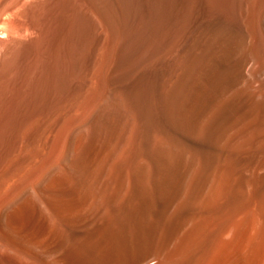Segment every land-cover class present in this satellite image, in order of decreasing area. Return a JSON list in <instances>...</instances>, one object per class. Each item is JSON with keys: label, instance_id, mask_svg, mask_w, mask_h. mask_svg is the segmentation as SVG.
Here are the masks:
<instances>
[{"label": "rangeland", "instance_id": "374dc122", "mask_svg": "<svg viewBox=\"0 0 264 264\" xmlns=\"http://www.w3.org/2000/svg\"><path fill=\"white\" fill-rule=\"evenodd\" d=\"M16 1L20 3L16 4ZM55 1L56 0L45 1L43 5L44 11L41 13L42 17L40 16L39 20L40 26L45 27L47 25L53 13L51 8L53 9L54 6H51L54 5ZM95 1L104 9L110 22L115 27H118L125 35L126 41H128L126 44L128 47L130 46L129 48L134 49L133 52L135 56L133 57H136L143 49V52L145 51L146 53V55H144L145 58L138 63L131 58V63L129 62L124 71H121V66L119 67L120 70L114 65L109 67L110 70L108 68V73H111L112 77H109L110 80L108 79L109 81L104 85V91H107L106 93L103 92L105 95L103 94L104 97L100 104L103 103L102 105H104V102L105 104H109V112L103 115V106L100 107L99 105L100 110L95 114L96 116L93 117L91 125H95L98 119L99 122L87 135L89 139L87 140L88 147L86 145L82 150H79L76 156L78 165L77 172L82 176L79 175V178H74L73 181L77 183L75 184L72 181L69 184L71 186L59 185L60 187L55 183L53 188L55 186L58 188H54L52 196L48 197L46 200L45 198H41L39 201V197L34 196L30 199L32 201L30 205L27 203V200L25 202L20 200L15 205H11L9 209L10 213H8V222L10 232L12 230L14 231H12L13 233H9V236H12L15 241L8 240V242L10 241L7 244L8 248L4 247L8 250H1L2 252L8 253H4L5 256L2 253V258H4L0 261L2 264H86L87 262V264H123V261H125L124 264H131L134 260V253L142 249L147 243L148 246H151L157 242L163 231L161 229L164 228V225L160 228L159 225L163 220L162 215L167 205L169 188L168 183L165 182L167 181L166 171L163 167L162 170H158L159 167L162 166V162L158 160L159 149L162 145H170L177 149H184L189 154L191 153V155L192 153L201 154L200 157L205 160L206 158L212 160L224 159L226 154L223 153L226 152L222 151L219 142L220 134L223 133L224 129L226 130L234 126V123H237L235 127H238L243 125L241 123L255 119L251 117V113L253 106H255L257 102H259L257 103L258 105H262L261 112L264 114V53H262L264 47L263 49L259 48L264 44V4L262 5L264 0H260L262 2H260L258 10L261 5L263 8L261 7V10L258 11L259 16H257V22H255L257 25H252V23L248 21L246 3L244 0V6L241 5L240 9L238 7V0H227L228 3L232 4V6L229 4V9L227 2L225 8H220V6L217 5L220 4V0ZM6 2H8V5L6 4L8 7L5 5ZM10 2V0H0V16L2 17V19L0 17V27L5 19H10L9 23L14 24H10L11 27L13 26V30L16 29L19 32L24 30V34H28V31H31V29L27 30L24 25L27 26L31 16H27V18L22 20L21 24V20L19 19L18 21V19L14 17V13L17 10L15 8H18L23 2H30V0H12V4ZM9 3L11 5H9ZM80 4L81 9L79 15L81 17L82 15H86L85 17L90 16V19H88L90 32L88 33L91 34L94 31L91 29L93 23L97 22L98 25V16L96 17L98 13L92 11L89 0H80ZM3 5L4 7L6 6L5 8H7V10L13 5V9L11 7V10L7 13ZM236 7L238 8L236 9ZM3 8L6 11L3 10ZM67 10L70 13L68 7ZM2 12L3 14L7 13L6 15L8 16L6 17L5 14V16H2ZM11 13H13V16ZM9 15L10 18H8ZM104 26L99 25V30L97 31L96 29L91 35L93 37L97 35L95 38L97 42L94 41V44L91 45V51L88 56L89 80L93 75L97 56H99L97 52L103 48V40L106 37H104V35L107 32V28ZM87 27L88 23H83L80 26L81 30H87ZM102 30L105 33H103ZM146 47L147 50L145 49ZM136 49L139 51H136ZM90 82L91 81H88V83ZM218 96L221 97L219 98ZM215 99L217 100L215 101ZM217 102H220L222 107L220 106L217 108L218 110L216 109L218 113L215 112L216 110L213 111L212 116L216 118H211L209 130L206 133L208 135L203 134L204 136H198L195 132L194 122L199 117L200 113L203 116H210L211 112L209 111L215 107ZM226 102L229 105H227ZM200 106L202 108H200ZM194 108H196V110ZM216 113L217 116L214 115ZM220 113L224 114L221 115ZM193 114L195 115L193 116ZM223 116L227 120H224ZM230 118L233 119L231 120ZM213 120L214 122L216 121V124ZM239 120V124L241 125L238 124ZM221 123H223V125ZM187 124L189 126H187ZM59 126H61V124ZM218 126L220 127L217 128ZM49 130L40 135L34 144H40L42 149L49 145L53 135V131L50 130V132ZM216 130L218 131L216 132ZM47 133H51L52 135ZM39 138L43 140L42 142L40 141V143ZM259 140L232 152V155H234V163H232L233 166L235 165V177L238 176V179L240 177H245L248 180H253L248 186V196L250 195L252 198L254 194L250 204H244L243 206H246V208L239 210L241 206L235 208V202H233L230 196H227V198L224 197V200L219 203L217 210L213 213L214 215L211 214L209 218L207 224L209 228L206 226L205 232L202 231L200 235L198 234L197 236V238L201 236L199 239L203 238L204 240H195L199 243V252L197 251L198 255L196 258L208 250L210 253H208V257L210 256L209 259L212 264H264V247L259 250L255 245L249 246L245 239H239L238 236L233 233L232 229L230 230L232 232L228 233V229L226 230L225 227V221L229 218H243L242 216L245 213L257 206L259 200L256 198H259V182L262 181L261 185L264 189V141L262 139ZM156 141H158L157 146H155ZM203 147L207 148L204 149ZM36 157L29 158L21 169H14L13 173L10 171L8 172L5 168L3 169L4 171L0 169V181L2 182L5 176L7 177L5 178L8 179L6 183L0 182V191L2 190V194L7 192V190L9 191V189L12 193H17V195L31 194L32 190L30 186L36 183L41 175L32 181L24 180L28 177L27 174H25L26 177L22 178L18 173L22 175V171H26L34 164L32 162L33 160L36 162L38 159H35ZM44 157L45 156H43V158ZM95 158L97 160H95ZM141 158H144V161ZM80 161L83 163H79ZM139 162L144 163L147 172L150 173L151 190L145 202H142L141 199L137 201L136 198L134 199L133 197L135 193L139 194L138 187L141 178V169H139L140 167L138 166ZM258 168L260 169L258 170ZM94 170H96L95 173ZM9 173L11 176L17 174L12 177H16V179L13 180L11 178L12 181L10 182ZM90 177H93V179ZM259 177L261 179H258ZM159 179L161 181H159ZM257 179L261 181L258 182ZM233 180L232 178V182ZM7 183L9 187L4 190V186ZM123 184L125 186L124 188L127 189L125 190L126 197L125 194L121 197L118 196L120 186H123ZM162 191L167 194L165 195ZM79 192L80 194H78ZM87 193L90 195L86 201L87 204L85 203L80 210L78 209L73 213L67 212L68 214H65L59 209L63 202L66 203V205H78L77 201L80 202L82 198L85 200L87 198ZM93 196L95 199H92L94 198ZM225 200L226 202L223 203ZM131 202L132 205L130 206ZM224 207H227V209ZM173 209L174 207L171 208V213ZM220 209L221 212L219 211ZM166 213L169 215L168 212ZM126 218H128V220H126ZM152 226H154L153 229ZM206 234H209L210 237L206 236ZM227 237L228 240L225 239ZM222 239V242L225 240L228 242L227 244L224 242L225 246L221 253L218 247H220L219 243ZM28 242L29 244L27 245ZM26 246H28V248ZM138 246L143 247L140 248ZM220 249L222 248L220 247ZM216 252H218V256L215 259L213 256H216ZM9 256H11V259ZM32 258L34 260H32ZM152 259L153 256L145 259V261L143 260L144 262H138V264H148Z\"/></svg>", "mask_w": 264, "mask_h": 264}, {"label": "bare ground", "instance_id": "6f19581e", "mask_svg": "<svg viewBox=\"0 0 264 264\" xmlns=\"http://www.w3.org/2000/svg\"><path fill=\"white\" fill-rule=\"evenodd\" d=\"M10 1H11L10 3L12 4V0H10ZM45 1H47V0H30V2H23L20 6H18V8H15V9H17L16 12L13 10L15 12V13L13 12L15 15L14 17L17 18L18 21L20 19L21 24H22V20L27 18V16H31L30 22L28 24L26 23L27 26L24 25L27 28V30L31 29V31H28L29 32L28 34L26 33V35H25L24 30H22V32L24 31L23 33L19 32L16 29L13 30V26L11 27V25H10L12 23H9L10 19L9 20L5 19L3 24H1L2 26L0 27V169L3 170L5 168L6 170H8V172L10 171L11 173H13L14 169L15 170L21 169L23 164L29 158H34V157L39 155L38 157L35 158V159L38 158L36 160V162H34V160L32 161L34 163L32 166H30L29 165L30 163H29L28 165L30 167L27 170L25 168L26 171H24V172L22 171L21 172L22 175L20 173H18V174L22 178L26 177L25 174H27L28 177L24 180H32V181H34V179H37L41 175L36 183H34V184L31 183L32 185L30 186V188L32 191H31V194H29V195H26V194L25 195H22V194L17 195V193H12L10 191V189H9V191L7 190V192H5L4 194L1 193L2 190L0 191V261H2L4 259V258H2V253L4 256H5V254H8L5 252H2L1 250L2 249L8 250V249H5L6 247L8 248L7 244L11 240L15 241V239L12 236H9L10 235L9 233L14 231V230H12L10 232V226H9V222H8V213H10L9 209L11 208V205L12 206L15 205L20 200H22L24 202L27 200V203H29V205H30L32 202L30 199H32L34 196H38L39 201L41 200V198H45V200H46L48 197L52 196L54 188L57 189L61 185L62 186L69 185L74 180V178H79L80 174H78V172H77V166L78 165H77V157L76 156H77L78 151L82 150L88 144L87 140H89V139L87 138V135L92 130V128L94 129V127H96L95 125H97V123L99 122V119H98L95 122V125L94 124L91 125V123L93 121V117L96 116L95 114H97L98 111L100 110L99 105H100V107L103 106V108H102L103 109L102 110L103 115L106 114L107 112H109L108 111L109 110L108 109L109 104H107V103L105 104V102H104V105H102L103 103L100 104L102 98L104 97L103 92L106 93V91H107V90L104 91V85L107 81L110 80L109 77H112L111 76L112 74L108 73V71L110 70L109 67H112V65H114V66H116L117 69L120 70L119 67L121 66V71H124V70H126L127 65L129 64L131 58H133L138 63L140 60L145 58L144 55H146L145 51L143 52V49H142L141 53H138V55H136V57H133V56H135V54L133 52L134 49L129 48L130 46L128 47V45L126 44V42H128V41H126L125 35L120 31V29L118 27H115L110 22V20L108 19V17L106 16V14L104 12V9L95 0H89L90 4L92 6V11H95L96 13H98V15H96V17L98 16V25H97V22L93 23V26L91 29L94 31L92 33H94L96 31V29H97V31L99 30L98 29V28H100L99 25L100 26L105 25L107 28V32L104 35V37L105 36L106 37L103 40V45H102L103 48H101L102 51H101V49L99 50L100 54H99V52H97L99 56H97L95 69H94V72H93L91 79L89 80V78H88V75H89V73H88V68H89L88 56H89V53L91 51V45L94 44V41L97 42V40L95 39L97 35L95 37H93V36H91L92 33L91 34L88 33V32H90L89 21H88V19H90V16L85 17L86 15H82V17H81L79 15V12L81 9L80 0H56L54 5L51 6V7L54 6L53 9L51 8L53 13H52L51 17L49 18L47 25L45 27L40 26L39 20H40L41 13L44 11L43 5H44ZM244 1L246 3V11H247L246 14L248 15V21L250 23H252V25H257L255 22H257V16H259L258 11L261 10V7L264 4V2L262 3L260 9L258 10V8L260 6V2H262V1H260V0H244ZM226 2L228 3L227 0H220V4H217V5H219L220 8H222V7L225 8ZM10 3H9V5H11ZM18 3H20V2L16 1V4H18ZM6 4L8 5V2H6L5 5ZM229 4L230 3L227 4L228 9H229ZM241 5L244 6L243 0H238L239 9H240ZM230 6H232V4H230ZM3 7H4V5H3ZM11 7L13 9V5ZM11 7H9L10 8L9 10H11ZM67 7L69 8L70 13L68 12ZM238 7H236V9ZM4 8H3V10H5V9L7 10V8H5V9ZM233 8H235V7H233ZM9 10H7V13ZM228 11H230V10H228ZM13 13H11L12 16H13ZM4 14L2 12V16ZM7 16L8 15H6V17ZM8 18H10V15ZM15 18H14V20H15ZM261 18H263V17H261ZM1 19H2V17H1ZM93 20H95V19H93ZM44 22H45V20H44ZM83 23H88V27L86 28L87 30H84V29L81 30L80 26ZM12 25H14V24H12ZM104 27H103V29H104ZM102 32H103V30H102ZM103 33H105V32H103ZM255 33L259 34L257 32H255ZM130 42H132V41H130ZM262 45L263 46L259 47V48L263 49L264 44H262ZM145 49L147 50V47ZM137 50L138 49H136V51ZM257 51H260V50H257ZM263 51H262V53H264ZM262 65H263V63H262ZM108 68H109V70H108ZM261 69H263V68H261ZM112 71H110V72H112ZM88 81H91V82L88 83ZM106 99H104V100H106ZM242 99H244V98H242ZM216 100L217 99H215V101ZM262 100H261V102H262ZM229 101H231V100H229ZM250 101H251V99H250ZM257 103H259V102H257ZM257 103L255 106H253L252 113H251V115H252L251 117H254L255 119L249 120L245 123H241L243 125L239 124L240 123V120H239L238 124L241 126H238V127L237 126L235 127V124H237V123L233 122L234 126H231L230 128H228L226 130L224 129L223 133L220 134L221 136L219 138L220 139L219 142L221 144V149L223 152H226V153H223V154H226L224 159L212 160L210 158L209 159L206 158V160H205V159H202L200 157L201 154L198 155L196 153L195 154L192 153V155H191V153L189 154L184 149H177V148L171 147L170 145L169 146L168 145L167 146L162 145V147L159 149V159H158V160H160V162H162V164H161L162 166L159 167L158 170H160V169L162 170V167H163V169L166 171V174H167L166 180L167 181H165V180L164 181L166 183H168V188H169V193L167 195V199H168L167 205L165 208V212L162 215L163 220L161 221V223L159 225V228L162 225H164L163 226L164 228L161 229L163 231H162L161 236L157 242H155L154 244L150 243V244H152L151 246H148V243L145 245V243L143 242L145 245L144 247L142 246L143 248L141 246H138L142 249H140V250L138 249L139 251H137V252L134 251L135 252L133 255L134 260H133V262H131V264H138V262H141L143 260L145 261V259H147L151 256H153V259L150 260V262L148 264H212L210 259H209L210 256L208 257V253H209L208 250L205 251L203 249L205 252L202 255L200 254V256L196 258V256L198 255L197 251L199 248V243H197L196 241H198L199 237H201V236H199L197 238L198 234L200 235V233L205 230V228L208 224L209 218L211 217V214H213L217 210L219 203L224 200L223 199L224 197L227 198V196H230L232 198L233 202H235V204H234V205H236L235 208L237 206H241L240 208L237 207L240 210V209L246 208V206H243V205L244 204L249 205L253 196H254V194H253L252 198L250 197V195L248 196V194H249L248 186H249L250 182H253V180L252 181L248 180L245 177H240L239 179H238V176L235 177V171H234L235 165L233 166L234 155H232V152L238 150L239 148H241L243 146H247L249 144L255 143L259 139H262L264 141V114H262V112H261V110H262L261 106L262 105H258ZM199 104H200V102H199ZM222 104H223V102H222ZM227 105H229V104L227 103ZM205 106H204V108H205ZM220 106L222 107L221 103L217 102L215 104V107H213V109L211 111H209V112H211L210 116H203L201 113H200L201 115L198 113L199 117L194 122L195 132L197 133L198 136L206 134L208 132L209 123L211 122V118L212 117H213V119L216 118V117L212 116L213 111L216 110ZM200 108H202V107L200 106ZM194 109L196 110V108H194ZM217 110L215 112H217ZM232 110H233V108H232ZM220 112H221V110H220ZM100 113H101V111H100ZM217 113L214 115L217 116ZM196 114H197V112H196ZM223 114H221V115H223ZM194 115L195 114H193V116ZM98 116H99V114H98ZM192 119H193V117H192ZM223 119L227 120L224 118V116H223ZM230 119L232 120L233 118H230ZM245 119H246V117H245ZM101 121H103V120H101ZM104 121H105V119H104ZM193 121H194V119H193ZM193 121H192V123H193ZM213 122H214V120H213ZM217 122H218V120H217ZM60 124H61V126H59ZM221 124L223 125V123H221ZM221 124H219V125H221ZM101 125H102V123H101ZM217 125H218V123H217ZM225 125H227V124H225ZM187 126H189V125L187 124ZM214 127H215V125H214ZM219 127L220 126H218L217 128H219ZM49 129L51 131H53V135L50 133L52 135V138H51L49 145H47L46 147H43V149H42L40 144H38V143L34 144L35 141L38 139V137L40 135L44 134V132L49 130ZM217 131L218 130H216V132ZM47 134H49V133H47ZM206 135H208V134H206ZM48 137H50V136H48ZM45 140H46V137H45ZM40 141L42 142L43 140L40 139L39 143H40ZM47 141H46V143H47ZM157 142L158 141H156V143H155L156 145L154 143L153 144L155 146H157ZM216 144H218V143H216ZM87 147H88V145H87ZM178 147H180V146H178ZM214 147H215V144H214ZM205 148H207V147H205ZM149 152H150V150H149ZM191 152H192V150H191ZM155 154H157V153H155ZM13 155H16V156H13ZM216 155H217V153H216ZM251 155H254V154H251ZM43 156H45V157L43 158ZM257 157H259V156H257ZM217 158H218V156H217ZM250 158H251V156H250ZM255 158H256V155H255ZM259 158H261V157H259ZM102 159H103V157H102ZM95 160H97V159L95 158ZM158 162H157V164H158ZM79 163H81V161ZM254 163H255V161H254ZM26 165H27V163H26ZM138 166L140 167L139 169H141V178L139 180V187H138L139 194L135 193L133 197H134V199L136 198L137 201H139L141 199L142 202H145V201H147L148 195L150 194V190H151L150 173L147 172V168L144 165V163L139 162ZM98 167H97V169H98ZM116 167H117V165H116ZM116 167H115V169H116ZM259 169L260 168H258V170ZM263 169H264V167H263ZM2 170H1V172H2ZM95 171L96 170H94V173H95ZM260 171H262V170H260ZM14 173H16V172H14ZM101 173H102V171H101ZM14 175H17V174H14ZM14 175L11 176V174H10V176H11V177L9 176L10 182L12 181L11 178ZM91 176H93V175H91ZM247 176H248V174H247ZM5 177H3L2 182L0 181L1 183H6L8 181V179H6L7 177L6 178ZM22 178H20V179H22ZM232 178L234 179L233 182H232ZM12 179L14 180V179H16V177L12 178ZM91 179H93V177ZM160 179H159V181H161ZM258 179H261V178L259 177ZM259 181H261V180H258V182ZM55 183H56V185H58V187L55 186L53 188ZM80 183H81V181H80ZM160 183H159V186H160ZM259 183H260L259 184L260 185L259 186V194H258L259 198H256L259 200L257 206H255L250 211L245 213L242 216L243 218L240 217V219L239 218L236 219L235 217H233V218L231 217L227 221H225L224 218L223 219L225 221L226 230L228 229V233L229 232L231 233L233 231V233H235V235L238 236L239 239L240 238L243 240L245 239L249 246L255 245V246H257V248L259 250H261L264 247V189L261 185L262 181ZM20 184H22V183H20ZM137 184H138V182H137ZM3 186H4V184H3ZM69 186H71V185H69ZM8 187H9V184L8 183L5 184L4 190L8 189ZM19 187H20V185H19ZM124 187H125L124 184H123V186L122 185L120 186L118 196L121 197L126 193L125 190H127V189ZM76 188H77V186H76ZM257 191H258V189H257ZM80 192H81V190H80ZM80 192L78 194H80ZM91 192H92V190H91ZM164 194L166 195L167 193H164ZM250 194H251V191H250ZM86 195H87V198L85 200L82 198L80 202L77 201L78 205H76V206L70 205V204L66 205V203L63 202L59 209L62 210V212L65 214H68L67 212L73 213L74 211H77L78 209L80 210L81 207L86 203L87 199L89 198L88 196H90V195H88V193ZM125 197H126V194H125ZM92 199H95V197ZM225 202H226V200L223 203H225ZM254 202H255V200H254ZM131 205H132V202L130 203V206ZM155 205H156V203H155ZM254 205H255V203H254ZM89 206H90V204H89ZM172 207H174V209L171 213L170 210ZM227 207H224V208L227 209ZM12 208H14V207H12ZM219 208H220V206H219ZM219 211L221 212V209ZM166 212H168L169 215H167ZM159 213H160V211H159ZM227 214H225V215H227ZM215 216H214V218H215ZM219 216H221V215H219ZM222 216H223V214H222ZM217 217H218V215H217ZM130 219H131V217H130ZM130 219H129V221H130ZM126 220H128V218H126ZM212 220H214V219H212ZM224 221H222V222H224ZM217 222H218V220H217ZM144 224H143V226H144ZM154 224H156V223H154ZM211 224H214V223H211ZM148 227H150V226H148ZM153 228H154V226H152V229ZM207 228H209V226H207ZM231 229H232V231H230ZM125 230H126V228H125ZM220 230H221V228H220ZM206 233H208V232H206ZM233 233H232V235H233ZM209 234L208 235L206 234V236L210 237ZM228 235H230V234H228ZM228 237L225 239L228 240ZM231 238H232V236H231ZM231 238H230V243H231ZM201 239H203V238H200L199 240H201ZM223 239L220 241V243L217 242V243H219V246L222 248V249H220V247H218V250L221 253L223 252L222 250H223V247L225 246L224 242H226V244L228 242L226 240L224 242H222ZM8 240H10V241L8 242ZM141 242H140V244H141ZM205 243H207V242H205ZM28 244H29V242L27 243V245ZM200 246H201V244H200ZM202 246H203V244H202ZM26 247L28 248V246H26ZM218 252L215 253L216 256H213V257H215V259L218 256V254H217ZM24 256H25V253H24ZM9 258L11 259V256H9ZM32 260H34V259L32 258ZM126 260H128V259H126ZM123 262L125 263V261H123ZM216 263H218V262H216ZM41 264H43V263H41Z\"/></svg>", "mask_w": 264, "mask_h": 264}]
</instances>
